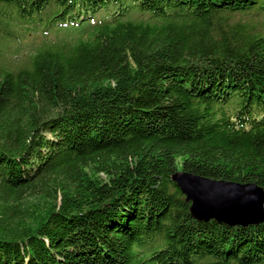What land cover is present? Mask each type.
<instances>
[{
	"label": "trees",
	"instance_id": "obj_1",
	"mask_svg": "<svg viewBox=\"0 0 264 264\" xmlns=\"http://www.w3.org/2000/svg\"><path fill=\"white\" fill-rule=\"evenodd\" d=\"M5 5L84 33L0 72V264H264V222H198L171 180L264 191V28L231 21L264 0Z\"/></svg>",
	"mask_w": 264,
	"mask_h": 264
},
{
	"label": "water",
	"instance_id": "obj_2",
	"mask_svg": "<svg viewBox=\"0 0 264 264\" xmlns=\"http://www.w3.org/2000/svg\"><path fill=\"white\" fill-rule=\"evenodd\" d=\"M171 180L198 222L215 220L228 226L264 222V191L254 183L215 181L183 171L172 175Z\"/></svg>",
	"mask_w": 264,
	"mask_h": 264
},
{
	"label": "rangeland",
	"instance_id": "obj_3",
	"mask_svg": "<svg viewBox=\"0 0 264 264\" xmlns=\"http://www.w3.org/2000/svg\"><path fill=\"white\" fill-rule=\"evenodd\" d=\"M5 6L13 9L14 18L18 23L14 24L9 20L8 15H12L11 10L9 14L0 12V72H18L30 67L31 57L50 42L49 45H52L54 43L52 41L75 42L79 38L80 30L75 27L66 30L64 27L59 28L50 23L48 20L50 17L46 14L35 16L33 19L36 20L23 19L13 7ZM237 18L231 19V21H244L250 25L264 28V13H254Z\"/></svg>",
	"mask_w": 264,
	"mask_h": 264
},
{
	"label": "bare ground",
	"instance_id": "obj_4",
	"mask_svg": "<svg viewBox=\"0 0 264 264\" xmlns=\"http://www.w3.org/2000/svg\"><path fill=\"white\" fill-rule=\"evenodd\" d=\"M12 18H14L12 15H10ZM96 23V22H95Z\"/></svg>",
	"mask_w": 264,
	"mask_h": 264
}]
</instances>
